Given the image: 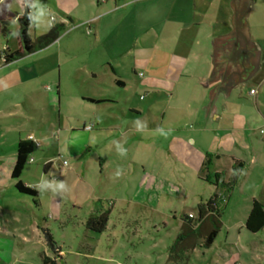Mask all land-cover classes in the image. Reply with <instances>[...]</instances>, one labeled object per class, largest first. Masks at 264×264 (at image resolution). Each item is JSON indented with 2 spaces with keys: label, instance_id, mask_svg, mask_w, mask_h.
Returning <instances> with one entry per match:
<instances>
[{
  "label": "rangeland",
  "instance_id": "374dc122",
  "mask_svg": "<svg viewBox=\"0 0 264 264\" xmlns=\"http://www.w3.org/2000/svg\"><path fill=\"white\" fill-rule=\"evenodd\" d=\"M261 1L254 2L245 17L250 35L263 30ZM26 7L32 11L27 27L30 40L63 23L56 40L62 39L61 44L51 43L26 59L2 64L3 52L19 46L17 17ZM9 10L15 15L6 16L8 30L0 32V264H264V226L252 232L244 225L251 197L264 200V189L259 188L264 180V121H253L248 127L231 117L229 130L217 127L215 139L205 131L208 138L203 143L205 138L196 139L193 133L202 106L196 92L202 89L199 78L181 77L172 86L161 79L160 64L170 51L176 53L183 46L213 50V38L230 33V0H31L23 4L11 0ZM134 58L146 63L145 68L137 66L135 74L131 71ZM19 65L42 74L20 82L15 77ZM109 65L126 81L123 93L136 105L133 110L147 106L136 123L150 130L118 149L117 171L110 169L113 164L102 168L95 146L88 159L74 162L68 153L69 133L62 126L66 105L71 113L80 111L88 117L97 112L96 106L84 110L83 103L80 108L75 102L78 85L70 78L71 71L80 69L83 74L93 68L98 78L85 87L99 93L112 74ZM141 74L161 81L141 82ZM57 78L62 80L56 91ZM50 89L60 100L59 109L47 105ZM229 107L249 109L244 99L234 100ZM48 120L54 123V132L47 140L41 135L50 133ZM171 128L174 131H167ZM28 131L36 135L37 150L20 179L37 190L35 196L19 192L16 179L11 178L16 140ZM177 135L189 143L187 162L171 155ZM252 146L262 154L251 160ZM222 151L246 161L242 169L230 163L239 175L235 184L225 179L221 168L212 166L213 154ZM41 152L51 160L44 176L42 161L37 159ZM63 160L76 167L67 168ZM225 160L231 162L229 157L221 158L222 163ZM144 171L154 175L150 184L142 182ZM214 194L221 197L214 200L220 217L211 226L217 230L211 243L206 241L209 228L202 226L172 249L183 232L181 220L196 217L198 204ZM102 212L107 213V225L96 232L86 221Z\"/></svg>",
  "mask_w": 264,
  "mask_h": 264
},
{
  "label": "crops",
  "instance_id": "0c3cea01",
  "mask_svg": "<svg viewBox=\"0 0 264 264\" xmlns=\"http://www.w3.org/2000/svg\"><path fill=\"white\" fill-rule=\"evenodd\" d=\"M254 2H257V0H251L247 4L248 11L251 9V5ZM261 2V6H264V1ZM258 3L260 5V2ZM232 10L233 15V7ZM248 11L243 16V21L245 23V17L247 16ZM230 29L233 30V26H230ZM247 37L249 40L255 41L260 48L258 68L246 80L238 81L233 86H231L227 95H224V86L220 83L221 78H217L216 80L209 82L204 87L200 84L202 89L196 90L199 95L198 98L201 100L202 106L200 107L199 112H196L197 121L195 122L196 126L195 128H193V133L196 136V139L197 137L199 139L201 137L200 135H202V138H205L203 143H205L208 138L206 134H204L205 131H208L207 133L209 135L211 134V136L215 139V130L217 129V127L225 129L226 131L229 130L230 126L227 125V123L232 124L233 120L231 119V117H233L234 119L238 118L243 123L247 124L248 127H250V123H253V121H264V22L262 31L257 32L255 36L247 33ZM61 40H59V42L54 41L53 43L56 44L57 42V44H61ZM64 51L66 52L67 50ZM206 54H208L210 59H208L209 57L207 59H203ZM26 55L27 54L21 57H24ZM66 56L69 55L66 54ZM23 59H26V57H24ZM145 65L146 63L144 59L134 58L131 64V71L133 72V74H135L137 66L145 68ZM174 65H177V67H174ZM109 66L112 74H110V76L108 77V80L104 85V90L99 93H93V90H88L87 87H85V84L92 83V80L94 81L98 78L97 73L93 68H90L88 71H83V74L80 73V69H74L71 71L70 78L78 85H76L77 87L75 86L76 88H78V90L74 94L75 102H79V104L83 103L85 105V107H83L84 110L86 109V107L96 106L97 112L93 114L94 111H92V113H90L92 116L88 117L87 113H82L80 111H74V113H71L69 111L71 110V107L66 105L65 112L67 115V119L65 123H62V126L65 128V130L63 131L65 133L68 131L69 133L68 141L70 143V148L68 153L74 159V162L79 163L83 158L88 159L90 156L89 152L91 151L92 146H95L96 150L99 151V161L102 168L111 167V164H113V167H111L110 169L112 171H117V167L115 165L120 153L118 152V149L120 151L122 147H126V144L130 142L128 139H131L135 136L143 137L144 134L150 130L145 126L136 123V118H139L142 115L143 110L147 106L141 107L139 112L133 110L137 109L136 105L132 100L128 98V96L124 95L123 93L127 86L126 81L120 77L114 66ZM212 67L213 50H189L188 47L183 46V50H177L176 53L173 50L170 51L169 56L166 58L165 62L160 64V69L162 71V83L166 86H172V83L178 82L179 78H187L189 76H193L194 74L199 78L198 80L205 81L210 75ZM174 70H178L179 73H175V75H173L171 72ZM41 74L42 73L38 74L34 68L31 69L28 65H19L17 67V73L15 77L18 81L22 82L26 79H36L40 77ZM140 76L141 82L146 79V83H151L153 85H157L156 82L160 83L161 81L160 79H156L154 77H152L151 79H147L148 77H144V75L142 74ZM60 78H57L56 91L58 90V86L60 85L62 80ZM251 88L255 89L253 93H250ZM243 89L245 90V93L242 91ZM242 95H250L251 99H245L242 97ZM241 99L245 100L246 106H248L247 108L249 109H246V111L231 110L229 104L234 100H236L237 102L238 100L241 101ZM47 105L53 107L56 105L58 109L61 106L60 100L56 101L54 99L52 89H50L47 93ZM80 108H82V104L80 105ZM61 114V110H58L56 114L57 126L61 125ZM258 114L259 116H257ZM229 119H231V121ZM210 120H212V122H214L215 124L210 125ZM88 124L92 125L90 129L86 128V125ZM49 125L50 128L48 130L50 131V133L41 135V138L49 139V135L54 132V123L49 121ZM51 127H53V129H51ZM59 130V127H57V131ZM181 130L182 129L177 128L176 131ZM167 131H174V129H167ZM185 134H187V132ZM35 136L36 135L32 131H28L25 137H18V139H32L35 143V150L33 151L34 153L37 150V144L34 140ZM196 139L192 137L191 141L195 142ZM173 140L175 143H177V146L174 150L172 149L171 155L179 162H187L186 158L189 156V143L182 136L179 137L178 135L174 136ZM15 150L16 149L14 147V153L12 155V165L15 157ZM33 153H31V155L29 156V158H32V161L28 162H34L35 159L31 157ZM252 154L254 155H252L251 160L253 156H256L258 158L260 154H262V151L252 146ZM207 155L205 157V160L208 158ZM213 155L212 166L214 168L216 167L217 169L221 168L224 172L223 175L225 179L235 184L239 178V175L235 172V170L232 169L233 167H231L230 169L229 166L231 165L230 163H232L233 165H237L240 169L244 168L246 161H244L243 157H241V155L236 156L234 154L225 153L223 151L222 153L215 152ZM228 157L230 158L231 162L227 160H225V163L221 162V158ZM37 159L42 161V176H44V174L47 172V170L50 169L51 166L50 157L41 152L37 156ZM66 164L67 168L69 169L74 168V166L76 167V165H73V167L71 168V164L73 163H70L69 161ZM233 176H235V180L232 179ZM153 177L154 175H152L150 172L144 171L142 182L144 184H150V179ZM259 185L260 190H263L264 180L261 181ZM258 200L264 206V200L262 201V199L260 198ZM205 202L206 201L202 203ZM207 215L204 217H207ZM197 217L198 209L196 217H194V215H191V217H188L187 219V216H185L181 220V227L183 228L185 225H187V223L185 222L187 220L190 221L192 227L204 225L207 229H211V226L214 225L213 219L210 218L209 215L208 218L204 219L203 217V219L201 220H198Z\"/></svg>",
  "mask_w": 264,
  "mask_h": 264
},
{
  "label": "trees",
  "instance_id": "16d2710c",
  "mask_svg": "<svg viewBox=\"0 0 264 264\" xmlns=\"http://www.w3.org/2000/svg\"><path fill=\"white\" fill-rule=\"evenodd\" d=\"M11 0H1L0 1V23L2 22L0 32L5 34L7 32V23L8 18L6 16H13L15 13H12L9 10V3ZM18 3H31V0H17ZM32 11L26 7V11L22 15H18L17 20L21 23L20 27L16 30L18 47L14 51L5 50L2 54V64H6L18 57H21L25 54L37 51L39 49L45 48L49 44L57 40L60 32L64 30L63 23L56 24L50 28L47 33L41 34L34 38L33 41L30 40L27 34V27L31 21ZM15 157L13 165L11 168V178L16 179L14 186L19 190V192L27 193L31 195H37V190L33 187L27 186L22 182L20 176L25 167V164L28 162V158L35 150V143L32 139L28 138H19L16 141L15 145ZM205 163H208V158L205 160ZM235 180V176L232 177ZM220 196L216 194L209 198L205 203L198 204V220L203 219L204 215L207 213L210 218L213 219L214 224H218L220 212L215 208L214 200ZM250 208L248 214L245 218L244 225L245 227L252 232L258 231L264 226V206L256 198L252 197L250 202ZM204 217L205 218H208ZM206 216V215H205ZM188 217L191 216H187ZM186 219V220H187ZM107 213L102 212L98 215H90L86 221V225L96 232H101L106 228L107 225ZM187 225L182 228V233L178 235L173 241L171 248L175 249L178 244V241H181L183 237L191 232L201 228L204 225H198L192 227V224L189 220L185 221ZM217 230L214 228L209 229L206 241L211 243L213 237L215 236Z\"/></svg>",
  "mask_w": 264,
  "mask_h": 264
},
{
  "label": "water",
  "instance_id": "95a60500",
  "mask_svg": "<svg viewBox=\"0 0 264 264\" xmlns=\"http://www.w3.org/2000/svg\"><path fill=\"white\" fill-rule=\"evenodd\" d=\"M251 0H231L233 31L213 38V67L205 81L198 80L204 87L209 82L221 78L224 95L236 82L246 80L259 66L260 48L247 37L243 16L248 11Z\"/></svg>",
  "mask_w": 264,
  "mask_h": 264
},
{
  "label": "built area",
  "instance_id": "2783aa9c",
  "mask_svg": "<svg viewBox=\"0 0 264 264\" xmlns=\"http://www.w3.org/2000/svg\"><path fill=\"white\" fill-rule=\"evenodd\" d=\"M254 91H255L254 88H251V89H250V93H253ZM91 127H92L91 124L86 125V128H87V129H90ZM28 161H32V158H29ZM63 163H66V161L63 160Z\"/></svg>",
  "mask_w": 264,
  "mask_h": 264
}]
</instances>
